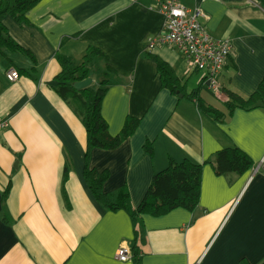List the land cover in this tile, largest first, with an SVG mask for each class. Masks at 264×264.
Here are the masks:
<instances>
[{"label": "crops", "instance_id": "crops-1", "mask_svg": "<svg viewBox=\"0 0 264 264\" xmlns=\"http://www.w3.org/2000/svg\"><path fill=\"white\" fill-rule=\"evenodd\" d=\"M158 1L42 0L26 24L3 19L28 55L0 53V118L8 122L0 131V264H135L117 259L132 243L130 221L103 210L86 186L84 128L52 85L58 57L80 64L90 47L104 56L89 79L95 88L106 66L116 74L101 105L109 134L118 135L126 118L139 126L116 150L92 151L90 168L108 174L104 194L125 187L137 208L154 175L184 161L181 94L162 88L154 62L172 70L181 90L180 53L145 49L147 37L163 33ZM10 70L16 82L7 81ZM147 143L152 156L143 152ZM142 221L138 264H188L186 211Z\"/></svg>", "mask_w": 264, "mask_h": 264}, {"label": "trees", "instance_id": "trees-1", "mask_svg": "<svg viewBox=\"0 0 264 264\" xmlns=\"http://www.w3.org/2000/svg\"><path fill=\"white\" fill-rule=\"evenodd\" d=\"M41 1L0 0V53L7 51L27 54L25 50L10 40L2 21L5 17H9L15 24H26L27 13ZM101 58H104V56L92 47L86 50L80 64H75L68 58L58 57L61 70L53 80L52 89L59 99L71 108L84 128V182L103 210L114 214L122 212L127 215L133 233V240L128 252L130 259L138 264L141 257L140 240L143 235L142 218L144 216L160 218L177 209L186 211L184 161H169L164 171L155 174L150 187L137 208L132 206L129 193L125 187L120 188L112 195L103 193L102 188L108 179V174H98L90 168L91 152L94 150H116L134 134L139 126V121L126 118L119 134L115 137L110 136L108 126L101 116L103 99L109 87L114 84L112 78H116V74L108 66L102 72L101 81L96 88L90 86L80 91L73 89L74 83L91 78L92 65L95 60ZM154 62L162 88L168 89L172 94L179 96L181 90L172 70L156 58H154ZM143 152L152 156L150 143L145 144Z\"/></svg>", "mask_w": 264, "mask_h": 264}, {"label": "built area", "instance_id": "built-area-1", "mask_svg": "<svg viewBox=\"0 0 264 264\" xmlns=\"http://www.w3.org/2000/svg\"><path fill=\"white\" fill-rule=\"evenodd\" d=\"M156 12L163 18V33L157 36L147 37L145 40L146 50L154 51L157 47L169 46L179 51V28H178V3L177 0H159L156 5ZM7 81L16 82L19 79L17 71L10 70L5 74ZM8 122L0 118V131L7 128ZM120 262L130 260L128 249L121 248L117 254Z\"/></svg>", "mask_w": 264, "mask_h": 264}, {"label": "water", "instance_id": "water-1", "mask_svg": "<svg viewBox=\"0 0 264 264\" xmlns=\"http://www.w3.org/2000/svg\"><path fill=\"white\" fill-rule=\"evenodd\" d=\"M90 85H91V79H86L82 82L74 83L73 89H75L76 91H80V90L90 87Z\"/></svg>", "mask_w": 264, "mask_h": 264}, {"label": "rangeland", "instance_id": "rangeland-1", "mask_svg": "<svg viewBox=\"0 0 264 264\" xmlns=\"http://www.w3.org/2000/svg\"><path fill=\"white\" fill-rule=\"evenodd\" d=\"M93 75H94L95 78L98 76V75H97V72L94 73ZM93 85H94V87L96 88L97 82H93Z\"/></svg>", "mask_w": 264, "mask_h": 264}]
</instances>
